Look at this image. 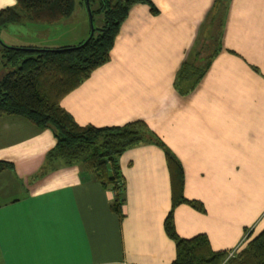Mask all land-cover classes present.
<instances>
[{
  "label": "crops",
  "instance_id": "crops-1",
  "mask_svg": "<svg viewBox=\"0 0 264 264\" xmlns=\"http://www.w3.org/2000/svg\"><path fill=\"white\" fill-rule=\"evenodd\" d=\"M151 2L156 14L146 4L129 7L108 60L58 105L78 125L142 120L180 161L184 197L204 207L176 204V234L204 233L212 250H239L264 227V0H229L221 49L187 94L174 89V76L213 0ZM14 4L0 0V8ZM44 23L7 24L2 30L11 42L0 39L39 48L80 41L42 44L37 35ZM53 145L49 128L0 115V160L10 163L0 170V264H170L162 150L138 143L119 155L124 199L118 217L109 207L112 190L82 164L45 159Z\"/></svg>",
  "mask_w": 264,
  "mask_h": 264
},
{
  "label": "trees",
  "instance_id": "trees-1",
  "mask_svg": "<svg viewBox=\"0 0 264 264\" xmlns=\"http://www.w3.org/2000/svg\"><path fill=\"white\" fill-rule=\"evenodd\" d=\"M92 33L76 44L55 48L6 46L0 44V115L26 119L39 128H49L54 145L45 159H60L65 164L80 163L104 188L113 192L109 207L118 217L124 199V179L118 165L119 155L138 143L158 146L165 158L169 176L170 208L163 230L173 241L174 257L170 264H264V227L243 247L228 256V250H212L204 233L190 237L176 234L172 208L185 203L204 212L199 200L182 193L184 173L180 161L142 120L118 126L78 125L59 105V99L76 87L89 73L109 58V50L129 7L146 4L151 14L158 12L151 0H86ZM229 0H213L200 31L188 49L173 80L179 94L189 93L221 49V35ZM96 3V7L92 5ZM74 0H15L14 6L0 8V28L22 19L56 22L72 12ZM95 17V18H94ZM257 71L255 67H252ZM10 163L0 160V170ZM245 237L250 232L243 228Z\"/></svg>",
  "mask_w": 264,
  "mask_h": 264
},
{
  "label": "rangeland",
  "instance_id": "rangeland-1",
  "mask_svg": "<svg viewBox=\"0 0 264 264\" xmlns=\"http://www.w3.org/2000/svg\"><path fill=\"white\" fill-rule=\"evenodd\" d=\"M92 7L95 8L96 3L93 4ZM12 25L15 24H9V27H13ZM41 25L42 26H38V28L42 30L39 31L37 38L42 40V44L47 45L51 43L55 45L56 42L59 43L62 41L71 40L72 38H77V40H81L82 38H84V36L87 35L88 25H89V18H88V13L86 11L85 0H74L72 12L70 13L69 16L62 18V20L59 23L58 22L53 24L44 23ZM2 28L3 27L0 28V38H2L7 42H11L10 39L12 38L10 37L12 36H10V34L8 35L7 33H5V31L2 30ZM17 28L19 27L17 26ZM43 29H45V31H43ZM9 31L13 32L11 30ZM15 33L17 35H21L19 34L18 31H16ZM0 44L2 43L0 42ZM1 63L2 60L0 56V64ZM24 121L26 120L24 119Z\"/></svg>",
  "mask_w": 264,
  "mask_h": 264
},
{
  "label": "water",
  "instance_id": "water-1",
  "mask_svg": "<svg viewBox=\"0 0 264 264\" xmlns=\"http://www.w3.org/2000/svg\"><path fill=\"white\" fill-rule=\"evenodd\" d=\"M85 3H86V11L88 13V18H89V32H88V35L87 37L84 39L83 42H85L87 40V38L91 35L92 33V30H93V27H92V22H91V13H90V10H89V7H88V4H87V1L85 0ZM1 42V41H0ZM3 45H6L4 44L3 42H1ZM6 46H9V45H6Z\"/></svg>",
  "mask_w": 264,
  "mask_h": 264
},
{
  "label": "built area",
  "instance_id": "built-area-1",
  "mask_svg": "<svg viewBox=\"0 0 264 264\" xmlns=\"http://www.w3.org/2000/svg\"><path fill=\"white\" fill-rule=\"evenodd\" d=\"M235 251H238L236 248H233L231 249L229 252H228V256L232 255L233 253H235Z\"/></svg>",
  "mask_w": 264,
  "mask_h": 264
}]
</instances>
